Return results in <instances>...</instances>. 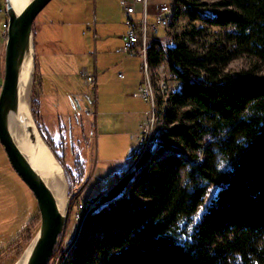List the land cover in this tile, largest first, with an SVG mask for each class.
<instances>
[{
	"label": "trees",
	"instance_id": "1",
	"mask_svg": "<svg viewBox=\"0 0 264 264\" xmlns=\"http://www.w3.org/2000/svg\"><path fill=\"white\" fill-rule=\"evenodd\" d=\"M217 6L215 23L234 30L204 51L176 35L164 53L148 49L152 66L166 57L182 82L158 101L159 108L169 106L159 146L171 152L150 167L144 162L151 149L146 153L131 182L132 196L123 191L132 172L102 196L106 204L89 215L93 229L67 264H90L94 253L101 264H264V0H220ZM244 54L253 62L248 68L227 69ZM38 87L33 110L40 130L63 166L75 168L79 183L86 161L76 155L70 164L67 141L57 145L44 126L41 81ZM214 147L229 168L216 165ZM203 181L218 190L201 219L189 225L206 199Z\"/></svg>",
	"mask_w": 264,
	"mask_h": 264
},
{
	"label": "rangeland",
	"instance_id": "2",
	"mask_svg": "<svg viewBox=\"0 0 264 264\" xmlns=\"http://www.w3.org/2000/svg\"><path fill=\"white\" fill-rule=\"evenodd\" d=\"M107 1L110 4V7L107 11H109V13H113L115 11V7L117 6L116 3L118 0ZM164 1L168 2L169 0ZM219 1L220 0H178V9H176V13L174 14L175 16L173 23V29L178 41H182L190 48L196 49L198 52H202L206 49L210 42L217 39L218 35L234 30L233 26H221L215 23V19L217 17L216 11L218 9L217 3ZM78 2H81V4H79L76 10L77 17H73L71 16V14L69 16V10L71 9L70 5L73 6L74 4H78ZM96 2L97 4L94 2V0H53L38 15L34 23V31L36 30L37 23L43 22V20H45V15L49 14V9L56 7L57 12H60V14L64 12L62 21L66 22L65 27H63V25L61 24V26H58V29H63L64 34L66 33V36L69 25L71 24L70 22H74L77 20L81 22L78 25L81 29L80 32H82L81 36H83V33L87 34L88 32H91L92 34L96 20L98 24H101V12L103 9L105 10V7H102V5L104 6V0H97ZM159 2L163 1L149 0L147 10L148 15L146 19V24L148 26L155 22L153 4H159ZM60 10L63 11L61 12ZM148 31L149 34H151L150 27ZM59 32V38L62 39L64 35L61 31ZM158 36L163 39V41L167 39V34L162 29L160 30ZM65 40V42L61 43L63 49L60 48V52H66L67 56L63 59L66 60L65 63L68 64L67 66L71 65L75 67L79 64L80 66H83L85 64L91 70V66L93 65L94 60L90 59V57L87 56V53H82L80 57L70 56L76 50L73 44L71 42H68L69 38ZM39 42L40 40L38 39L36 51H39L40 49ZM67 43H69L70 46H68ZM5 44L6 35H2L0 36V90L4 76ZM65 44L67 46L66 51ZM161 47H164L163 44L161 45ZM166 48L167 47L162 49L163 53L165 52ZM161 61L165 62V58H163ZM251 61L252 60L247 55H240L239 57H236L230 61L227 69L242 70L248 68L251 63H253ZM80 77L82 76L80 75L77 77V89L79 90L80 94V99L78 98L77 103L79 105V101L81 100L85 113H87L90 110L92 104H95L96 106V93L92 92L90 88L85 85L84 82H82L83 80H81ZM163 77L166 78V81L168 82L170 95L172 93H175L177 91L176 89H181L182 82L176 80L170 69L166 73V76L164 75ZM40 81L41 77L37 70L36 56L34 82L31 89V106L33 116L39 130L40 126L33 110V99L35 96L40 95L38 87ZM48 91L51 94L54 93L53 90L48 89ZM159 109L160 111L158 121L156 122L153 130L154 136L151 147V156L148 157L144 162V165H147L149 167L152 165V161L155 162L157 160H161L165 155L171 152L170 150H161L159 146L161 133L166 128L163 111L164 109L168 110L169 106L165 102L163 107ZM52 117V121H49L48 125H46L47 129L50 131L49 133L52 134L51 136L53 137L57 145H61L60 142L62 141H67L68 162L72 164V160L75 158V156L80 155L82 159H85L87 165L85 176L79 183V176L77 172H75V168L68 171V169L63 166L67 179V191L69 197L71 198L69 205V217L66 229L59 236L58 242L48 264H67L68 261L73 260L74 244L76 245V243H78L82 239L83 234L87 230L92 231L93 229V226H90L89 222H87L86 220L83 225L82 232L79 234L81 223L80 221H77L75 219L73 209H75V207L81 202L92 201H97V204L96 207L92 210L91 215L102 209L106 204L102 203V196L107 193L108 188L114 182V176H121L123 174L126 175L129 172L132 165L131 163H133V154L131 149V151L129 152L130 155L128 157V161L124 166L120 165L124 162H121L120 164L107 162L104 160V155L114 151L109 147L103 148V140H101V137L98 136L96 128H94L93 132H91V134L87 138V136H85V134L82 132L83 126L82 128L80 127L81 122L75 120L73 123L74 131L71 130L70 132V125L67 121L62 123L63 128L62 130H60L58 121H56V118L54 116ZM92 121L95 124L96 116L92 117ZM43 124L45 126V123ZM137 141L135 145L137 144ZM214 148L217 152L215 162L216 165L219 168L223 169L229 168V164L225 160L224 156L218 151L217 147ZM139 164L140 162L137 163L135 170L132 171L133 176L130 179L127 187H125L123 190L125 191V195L129 194V196H132L131 182L137 175V172L140 168ZM120 168H125L123 173H121ZM201 183L206 187V199L205 202L199 206L197 212L194 213L191 219L188 221L189 225L194 224L201 219L203 212L206 211L209 204L211 203V199L215 196L218 190V187H214L206 181H203ZM133 197L141 199L137 194H134ZM40 225L41 217L38 210L36 198L31 189L12 168L3 149V146L0 144V264L16 263L37 234ZM26 228L28 229V232L26 233V235L21 237L20 235ZM9 248L13 249L10 250ZM98 257V254L94 253V261L92 260L90 264H101V261ZM235 259V261L240 260L239 258H237V256Z\"/></svg>",
	"mask_w": 264,
	"mask_h": 264
},
{
	"label": "crops",
	"instance_id": "3",
	"mask_svg": "<svg viewBox=\"0 0 264 264\" xmlns=\"http://www.w3.org/2000/svg\"><path fill=\"white\" fill-rule=\"evenodd\" d=\"M96 1L94 0L97 4ZM121 1L118 0L115 11L109 13L107 10L110 4L104 0L102 7H105V10L103 9L101 12V24H98L96 20L92 34L91 32L83 33V36H81L82 32L78 26L81 23L79 20L70 22L67 36L63 29L59 30L58 26L62 24L65 27L66 24L62 21L64 12L60 10L62 12L60 14L56 7H53L49 9V14L45 15V20L37 23L35 43L37 50L38 39L40 40V49L36 51V56L43 85L41 113L45 126L49 121H52V116H54L59 123L60 130L63 128V122L69 123L70 132L74 131L75 120L81 122L80 127L83 126L82 132L87 138L96 128L98 136L103 140V148L109 147L114 151L105 154L104 160L113 164L124 162L120 164L124 166L128 161L129 152L142 131V126L149 118L151 104L138 95L142 85L143 56L141 54L128 55L122 51L123 37L127 32V26L124 22V8ZM162 1L159 3L165 2ZM79 4L81 2L73 6L70 5L69 16L71 14V16L77 17L76 10ZM155 4H153L154 14ZM146 9L148 10V5ZM143 11L144 5L136 4L135 18L141 19ZM59 31L64 35L62 39L59 38ZM67 38L76 50L70 56L80 57L82 53H87V56L94 60L91 70L85 64L75 67L67 66L66 60L63 59L67 54L60 52V48L63 49L61 43L65 42ZM67 45L70 46L69 43ZM153 68L158 74L157 79L164 78L163 76H166L170 69L166 57L165 62L161 61ZM82 72L94 75L96 80L95 91L90 89L96 93V106L92 104L87 113L82 106V101H79V105L77 103L80 95L77 89V77L81 75L82 82L87 85ZM48 89L53 90L54 93L51 94ZM93 116H96L95 124L92 121ZM124 169L120 168L121 173L124 172ZM115 178L116 176L113 177V179Z\"/></svg>",
	"mask_w": 264,
	"mask_h": 264
},
{
	"label": "water",
	"instance_id": "4",
	"mask_svg": "<svg viewBox=\"0 0 264 264\" xmlns=\"http://www.w3.org/2000/svg\"><path fill=\"white\" fill-rule=\"evenodd\" d=\"M52 1L31 0L25 7L17 8L13 0H6L8 26L4 76L0 90V144L3 146L12 168L33 192L41 217V225L37 234L23 252L24 254L28 250L25 264H48L59 236L66 229L71 200L67 191L66 203L63 207L60 205L55 191L30 163L12 133V123L15 120L21 121L23 117L22 70L28 63L32 67L31 89L34 82L36 65L34 23L38 15ZM31 100L30 92V114L33 122L29 124L30 128H34L47 143L35 122ZM47 145L50 147L48 143ZM50 149L64 171L63 164L51 147Z\"/></svg>",
	"mask_w": 264,
	"mask_h": 264
},
{
	"label": "built area",
	"instance_id": "5",
	"mask_svg": "<svg viewBox=\"0 0 264 264\" xmlns=\"http://www.w3.org/2000/svg\"><path fill=\"white\" fill-rule=\"evenodd\" d=\"M148 2L149 0L121 1V5L124 8V22L127 26V32L123 37L124 44L122 51L128 55L141 54L143 56V62L141 65L142 85L138 91V95L148 100L151 104L149 118L147 119L146 124L142 126V131L138 137L137 144L132 148L133 163H131L132 165L128 173L135 170L137 163L143 159L152 147L154 136L153 130L158 121L160 111L158 98L161 97L166 101L170 95L166 79H156L158 74H156L153 66L148 61V49L153 47L156 50H162L165 47L168 48L176 43L173 23L174 14L176 13V9H178L179 2L178 0H169L168 2L155 4V22L150 26L146 24V7ZM136 4L144 5L143 17L141 19H137L134 16L136 13ZM7 26L8 17L6 0H0V36L6 35ZM149 27L151 28V34H149L148 31ZM161 29L167 34V39L164 41L158 36ZM162 44L164 47H161ZM82 75L88 87L95 91L96 80L94 75L87 74L86 72H82ZM124 177L125 174L116 176L112 187L117 185ZM128 196L129 194H126V197ZM96 204L97 201L81 202L75 207V209H73L75 219L81 223L79 234L82 232L83 225L92 213V210L96 207Z\"/></svg>",
	"mask_w": 264,
	"mask_h": 264
},
{
	"label": "bare ground",
	"instance_id": "6",
	"mask_svg": "<svg viewBox=\"0 0 264 264\" xmlns=\"http://www.w3.org/2000/svg\"><path fill=\"white\" fill-rule=\"evenodd\" d=\"M31 0H13L17 8L25 7ZM31 64L28 63L22 70V120L12 123L13 136L35 169L44 177L47 183L55 191L60 205L66 203L67 181L60 163L53 155L47 143L38 135L36 130L30 128L32 122L30 114L31 92ZM33 123V122H32ZM28 250L14 264H25Z\"/></svg>",
	"mask_w": 264,
	"mask_h": 264
},
{
	"label": "snow or ice",
	"instance_id": "7",
	"mask_svg": "<svg viewBox=\"0 0 264 264\" xmlns=\"http://www.w3.org/2000/svg\"><path fill=\"white\" fill-rule=\"evenodd\" d=\"M222 166V165H221Z\"/></svg>",
	"mask_w": 264,
	"mask_h": 264
}]
</instances>
